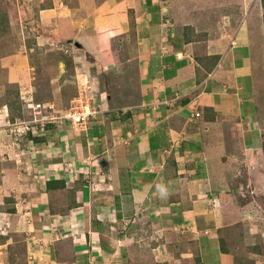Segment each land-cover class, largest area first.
Listing matches in <instances>:
<instances>
[{
	"label": "crops",
	"instance_id": "obj_1",
	"mask_svg": "<svg viewBox=\"0 0 264 264\" xmlns=\"http://www.w3.org/2000/svg\"><path fill=\"white\" fill-rule=\"evenodd\" d=\"M54 1L43 13L54 21L49 32L86 42L84 53L106 59L103 70L117 63L111 41L130 33L136 82L124 107L17 147L23 161L3 181L21 180L6 198L14 209L0 205V264H201L197 238L221 226L212 201L232 197L245 163L253 185L264 177L250 165L264 130L261 0ZM117 11L100 30L99 14ZM31 164L26 175L41 187L18 192L30 181L18 171ZM51 179L66 187L46 190ZM141 248L152 254L145 261L135 258Z\"/></svg>",
	"mask_w": 264,
	"mask_h": 264
},
{
	"label": "rangeland",
	"instance_id": "obj_2",
	"mask_svg": "<svg viewBox=\"0 0 264 264\" xmlns=\"http://www.w3.org/2000/svg\"><path fill=\"white\" fill-rule=\"evenodd\" d=\"M68 1L69 4L73 3L72 0H59L58 3L66 4ZM222 1L225 0H218L223 6L225 3H221ZM54 3V0H0V127L8 126L6 129L5 126L3 127L8 135L4 136L2 142L5 150L0 151L2 186L0 193H8L7 196L0 197V205L3 204V207L14 209V203L6 198H11L10 194L17 192L16 187L21 181L18 179L17 182L16 178H12L13 180L3 187L4 176L9 173L7 171L17 172L23 161L17 147L20 146L21 150H25L26 146L34 144L28 137L29 130L14 125L18 121L17 116H22L21 112L23 117L20 120L30 119L33 116L31 105L38 102L41 105L38 108L40 116L54 117L49 119L51 120L49 123H52L54 128L68 127V125L84 127L87 123L77 125L63 115L72 107L78 109L85 105L98 113L102 109L124 107L127 103L123 102V95H130L134 91L132 86L136 80L130 61L134 40L130 33L116 36L111 41L117 52L115 56L117 63L108 64L109 70H103L101 63L106 59L100 54L97 56L94 53L91 55L84 53L82 45L86 42L83 44V41L77 40L74 44V41L66 36L67 31H64L62 33L64 36L60 38L49 32L55 28L54 21L43 13L45 9L54 6ZM126 12L127 10L123 8L122 14ZM111 13L99 14H102L98 17L101 21L98 22L100 30H103L104 17L110 18L116 14L119 16L118 11ZM44 16L47 17L45 21L48 22L43 21ZM19 56L22 58V64L19 62ZM119 66L123 68L120 69L121 71ZM9 74L11 76L7 77ZM123 83L125 88H121ZM108 98L112 100L109 102ZM6 113L7 116L8 113L9 116L12 115L9 122ZM94 115H90L88 121L95 117ZM45 125L33 133L40 135L46 130ZM47 130L51 131V128ZM262 132L263 139L260 141L262 151L258 150L254 155L258 156V159L254 158L250 162L251 168L255 170L257 167L260 170L264 169V130ZM25 155L28 156L29 153ZM31 168L36 167L31 164L24 171L21 169L18 172L26 175V171H32ZM237 172L231 184L232 189L235 190L232 192V197L220 199V203L214 199L211 203V206L219 209L221 215L218 233L215 230L209 234L204 232L197 238V247L202 252L201 264H264V177L262 176L259 185H253L248 180L249 166L246 163L238 167ZM26 178L25 181H30L25 185V189H19L18 192L40 189L39 180L35 182L33 177ZM222 190L218 183L217 191ZM253 190L255 192H251ZM215 217L213 215L212 219ZM10 223L16 222L11 219ZM218 239H223L222 246L225 252L220 251L221 243L220 241L218 243ZM185 242L190 249L189 240L185 239ZM191 249L195 257L194 247L191 246ZM173 250L177 254L176 246ZM136 254L135 258L138 261H145V257L150 258L152 255L144 248L137 250ZM183 261L186 262V259L183 258Z\"/></svg>",
	"mask_w": 264,
	"mask_h": 264
},
{
	"label": "built area",
	"instance_id": "obj_3",
	"mask_svg": "<svg viewBox=\"0 0 264 264\" xmlns=\"http://www.w3.org/2000/svg\"><path fill=\"white\" fill-rule=\"evenodd\" d=\"M40 103L36 102L34 105H31V108L33 109V116L30 119L25 120H19L15 122L14 125H18L21 128H25L26 130H32L33 132H36L39 127L43 128L45 124L51 122L49 119H54L52 115L48 116H40L38 108H40ZM98 112L94 109H90L88 105H85L83 108H71L69 109L63 116L64 118L69 119L74 124L84 125L88 123V119L90 115L97 114ZM196 117L200 116L199 112H195L194 114ZM95 116V115H94ZM49 120V121H48ZM53 122V120H52ZM21 124V125H19ZM41 124V125H40ZM42 126V127H41ZM24 129V130H25ZM206 232V231H205Z\"/></svg>",
	"mask_w": 264,
	"mask_h": 264
},
{
	"label": "trees",
	"instance_id": "obj_4",
	"mask_svg": "<svg viewBox=\"0 0 264 264\" xmlns=\"http://www.w3.org/2000/svg\"><path fill=\"white\" fill-rule=\"evenodd\" d=\"M261 3H262V8H263V23H264V0H261ZM22 113V116L21 115H18L17 118L20 120L22 117H23V112ZM12 116V115H11ZM10 116V118L12 119V117ZM15 118V117H14ZM48 124V125H47ZM45 125V129L47 128H51L53 127L52 123H47ZM28 133V137L29 139L34 143V144H40V143H43L46 139H47V134L45 135H36L35 133H33L32 130H29L27 131ZM80 183L79 185H77L78 187H80ZM66 187V184H65V181L63 179H51V180H47L46 182V189L49 190V191H55V190H59V189H63ZM74 191V189H73ZM9 210L11 211V209L9 208ZM220 243H221V247H220V250L225 252L224 251V248L222 246L223 244V239H219ZM158 264H168L167 262H161V263H158Z\"/></svg>",
	"mask_w": 264,
	"mask_h": 264
},
{
	"label": "clouds",
	"instance_id": "obj_5",
	"mask_svg": "<svg viewBox=\"0 0 264 264\" xmlns=\"http://www.w3.org/2000/svg\"><path fill=\"white\" fill-rule=\"evenodd\" d=\"M207 232V231H206Z\"/></svg>",
	"mask_w": 264,
	"mask_h": 264
}]
</instances>
